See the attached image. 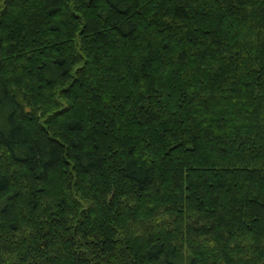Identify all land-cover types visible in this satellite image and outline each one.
<instances>
[{
    "label": "trees",
    "instance_id": "1",
    "mask_svg": "<svg viewBox=\"0 0 264 264\" xmlns=\"http://www.w3.org/2000/svg\"><path fill=\"white\" fill-rule=\"evenodd\" d=\"M0 264H264V0H0Z\"/></svg>",
    "mask_w": 264,
    "mask_h": 264
}]
</instances>
